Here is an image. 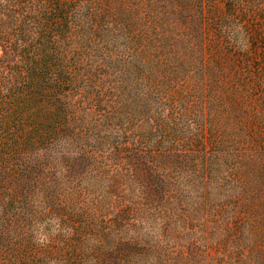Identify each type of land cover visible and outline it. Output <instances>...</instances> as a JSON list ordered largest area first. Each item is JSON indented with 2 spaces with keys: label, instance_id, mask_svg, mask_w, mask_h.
I'll return each mask as SVG.
<instances>
[{
  "label": "trees",
  "instance_id": "16d2710c",
  "mask_svg": "<svg viewBox=\"0 0 264 264\" xmlns=\"http://www.w3.org/2000/svg\"><path fill=\"white\" fill-rule=\"evenodd\" d=\"M0 264H264V0H0Z\"/></svg>",
  "mask_w": 264,
  "mask_h": 264
}]
</instances>
